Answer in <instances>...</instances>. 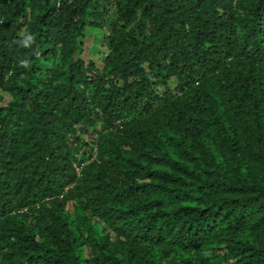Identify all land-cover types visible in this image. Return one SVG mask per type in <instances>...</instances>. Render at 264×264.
I'll list each match as a JSON object with an SVG mask.
<instances>
[{
  "label": "trees",
  "instance_id": "16d2710c",
  "mask_svg": "<svg viewBox=\"0 0 264 264\" xmlns=\"http://www.w3.org/2000/svg\"><path fill=\"white\" fill-rule=\"evenodd\" d=\"M32 1L0 0V264H160L196 237L194 220L170 231L181 197L239 191L264 215V182L241 171L264 163V0L241 16L242 0ZM98 26L109 52L84 59Z\"/></svg>",
  "mask_w": 264,
  "mask_h": 264
},
{
  "label": "rangeland",
  "instance_id": "374dc122",
  "mask_svg": "<svg viewBox=\"0 0 264 264\" xmlns=\"http://www.w3.org/2000/svg\"><path fill=\"white\" fill-rule=\"evenodd\" d=\"M121 5L128 3L130 0H121ZM253 0H242L240 6L237 8L240 16L244 13V11L253 6ZM108 8L112 11L114 10V5L110 1L107 4ZM28 9L30 12L37 14L41 10V0H33L29 3ZM94 15H90V20L100 21V16L94 12ZM109 18H111V12L109 13ZM110 19L107 20V23H110ZM26 28V26H25ZM104 28L100 26L90 28L89 33L91 35H86L85 39H83V52L78 53L80 57L92 58L96 61L101 59L102 53L109 52V45L101 39V36L104 34ZM248 97V96H247ZM246 97V98H247ZM249 108V106H246ZM250 110V109H249ZM259 114L261 113V121H258L256 124L258 126V134L256 136L255 143L257 140L261 139L264 142V129L262 132V124L264 123V107L261 105L258 108ZM256 116V114H255ZM253 120V117H252ZM264 146V143H263ZM244 148L249 152V158L246 157L247 163L255 161L253 151L244 145ZM252 153V154H251ZM249 165V164H248ZM247 171L248 177L247 182L254 183L259 180L264 182V163L259 161L258 164L253 165L251 169H244L241 171ZM235 172V169L231 171V173ZM238 175V174H237ZM239 191H233L232 193L227 192V195L224 197L221 196V192L218 191L217 194L208 195L204 199H200L198 204L200 208L208 207V204H212L217 198H219V202L221 201L222 207L220 211L216 210L212 215L210 220L204 222L200 220V224H196L189 233L196 235L192 246L184 247L178 243H174L171 246V257L166 258L162 257L160 260V264H173L174 258L176 256L175 249L179 251H183L186 257V264H209L207 262V256L209 254H231L228 258V262L226 260H222L224 264H264V254L259 257L253 256L251 253L248 255L244 253L245 248L247 246L254 245L258 248H264V215L261 216L257 213L255 209V205L257 202L255 200H251L249 202H245V198L242 194L238 193ZM221 196V197H220ZM227 198H231L232 201H236L232 206L227 203ZM234 198H237L235 200ZM186 202L190 205V208H194V201L189 197H181L177 203V206L181 203ZM256 202V203H255ZM230 203H232L230 201ZM71 208V207H70ZM242 210L243 215L240 219H238V212ZM193 213V210L190 209H182L179 218H177V227L180 222H183L186 218H188ZM236 222L235 224H233ZM233 224V225H232ZM183 228L185 224H182ZM191 227L190 223L189 226ZM192 234V235H193ZM251 252V251H250ZM175 253V254H174ZM237 255L233 258V256ZM239 255V256H238ZM248 255V258L246 256ZM263 256V257H261ZM241 258V261L236 260Z\"/></svg>",
  "mask_w": 264,
  "mask_h": 264
},
{
  "label": "clouds",
  "instance_id": "9594fccd",
  "mask_svg": "<svg viewBox=\"0 0 264 264\" xmlns=\"http://www.w3.org/2000/svg\"><path fill=\"white\" fill-rule=\"evenodd\" d=\"M82 163H80V161H75L73 162V168L75 169V173H76V176L75 178L76 179H73L71 180V182L67 183V185L64 186V190L61 194H59V196L61 195V197L68 191V190H74V188L76 187L77 185V179H79L80 177L82 178ZM20 175H22V171L19 173ZM1 176V174H0ZM10 182H8V178H2V176L0 177V184L2 185L3 184V187H5V190L7 191H11L14 189V178L12 180H9ZM1 189V187H0ZM29 198V197H28ZM27 197L24 196V200L29 202V203H32L31 201L28 200ZM43 198H46V199H49L51 197L49 196H44ZM32 199V197H31ZM33 204V203H32ZM198 207V208H197ZM177 211V216L175 217V219L177 220V218H179V215L181 214V210L182 209H190V210H193V213L184 220L185 222V227L186 229L188 230L189 229V223L191 222V220H194L198 223V220L200 222V220L204 221V222H208L210 219H208L207 217H205L206 215H208L210 213V206L206 207V208H199V206H197L196 204L194 205V208L191 209L190 208V205L186 202H183L181 203L180 205H178L177 207H175ZM70 210H74V207L71 208ZM23 211H25V208L23 209ZM214 213L211 214V217ZM100 221V220H99ZM101 222V221H100ZM103 225L107 228V230L111 231V233L113 234V231H112V228H111V225L106 223L105 220H103ZM191 225V224H190ZM184 227V228H185ZM194 227V226H193ZM192 227V228H193ZM182 225L178 226L177 227V224L171 228V232H177L178 230H183L184 229ZM184 233V232H183ZM182 233V234H183ZM181 234V235H182ZM123 238V237H122ZM122 240V239H121ZM121 240L117 241L116 243H114L113 245H108L110 247V249L112 248H115V249H118V248H122V244H120ZM124 240V239H123ZM177 243V239H175V241L172 243V245L174 243ZM171 245V246H172ZM90 246L89 245H85L84 246V250H86L88 247ZM112 251V250H111ZM95 264V263H93Z\"/></svg>",
  "mask_w": 264,
  "mask_h": 264
}]
</instances>
